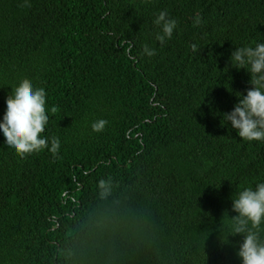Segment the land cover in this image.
Returning a JSON list of instances; mask_svg holds the SVG:
<instances>
[{
    "label": "trees",
    "instance_id": "1",
    "mask_svg": "<svg viewBox=\"0 0 264 264\" xmlns=\"http://www.w3.org/2000/svg\"><path fill=\"white\" fill-rule=\"evenodd\" d=\"M161 10L178 20L163 46ZM256 41L264 0H0V117L29 78L61 139L22 158L0 133V264H242L219 229L264 180V143L221 113L252 87L231 52Z\"/></svg>",
    "mask_w": 264,
    "mask_h": 264
},
{
    "label": "clouds",
    "instance_id": "2",
    "mask_svg": "<svg viewBox=\"0 0 264 264\" xmlns=\"http://www.w3.org/2000/svg\"><path fill=\"white\" fill-rule=\"evenodd\" d=\"M25 3L28 4V0ZM203 22L197 13L193 19L194 26ZM153 23L157 29L155 38L161 46L170 41L178 29V20L166 10L159 11ZM191 49L197 52L199 45L192 43ZM143 53L152 57L156 55V49L144 44ZM229 64L237 69H246L251 74L252 87L246 94L238 95L239 99L231 111L221 113L222 121L235 129L241 140L264 143V41L235 47ZM5 103L6 109L0 117L4 144L22 158L44 150H48L53 159L57 158L61 139L45 134L50 113L56 111V108L48 106L47 90L29 78H23L14 88L11 86ZM108 123L107 119L100 118L94 120L91 127L94 132H102ZM108 183L104 179L98 181L101 189H106ZM232 200V211L236 215L229 214L219 229L221 240L228 242L229 237L242 235L243 240L237 250L242 264H264V180L242 188Z\"/></svg>",
    "mask_w": 264,
    "mask_h": 264
}]
</instances>
